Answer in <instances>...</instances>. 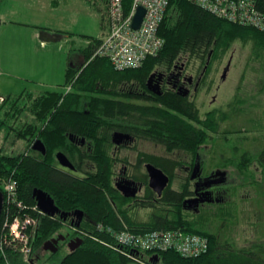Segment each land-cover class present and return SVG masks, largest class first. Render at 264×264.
Returning <instances> with one entry per match:
<instances>
[{
    "label": "trees",
    "instance_id": "obj_1",
    "mask_svg": "<svg viewBox=\"0 0 264 264\" xmlns=\"http://www.w3.org/2000/svg\"><path fill=\"white\" fill-rule=\"evenodd\" d=\"M133 1L124 0L128 14ZM256 5L264 13V0H257ZM159 35L165 43L158 55L148 57L139 68L123 71L115 70L108 58L96 55L102 39L82 36L89 43L81 48L83 63L76 68L68 66L66 70L62 86L71 87L68 92L54 90L4 96L0 106V189L3 190L2 180L14 179L18 182L19 198L28 205L37 204L33 192L38 188L50 195L62 211L84 210L88 217L81 229L88 235L80 234L82 243L74 251L63 245L55 253L45 251L44 244L58 236L64 226L62 221L43 215L30 258L26 260L22 253L8 248L0 250V264L138 263L102 243L115 245L107 234L97 231L100 223L116 229L127 225L142 232L182 229L208 240L207 251L196 257H183L175 251L140 253L148 264H264V243L233 250L210 228L209 222L185 209V198L192 194V182L185 175L178 178L177 172L185 170L188 158L173 157L182 152L192 162L201 158V165L206 169L208 158L218 152L222 159L218 157L220 165L206 170L222 169L228 174L232 168L246 177L256 172L261 174L260 178L249 180L257 186L260 184L259 188L264 186V138L249 136L246 131L242 95H236L226 106L215 105L207 113L198 100L202 89L193 100L177 92L158 95L150 104L134 105L130 100L136 90L133 85L145 88L154 71L171 70L182 62L196 75L204 71L205 76H217L236 43L253 42L255 47L264 50V33L217 17L190 0H169ZM211 84L203 85L206 86L203 91H209ZM86 109L92 111V116L74 112ZM117 120L122 126L118 129L135 131L165 151L164 156L153 157L155 164L170 176V183L161 200L148 206L153 211L146 219L136 213L134 216L126 213L123 204L113 207L107 195L109 189H102L99 184V161L103 154L99 145L100 128L112 127ZM133 125L137 127L132 128ZM70 133L92 139L89 158L96 166V173L91 174L90 183L78 181L54 166L58 150L70 151L75 158L81 156L80 150H74L78 146L68 138ZM38 140L46 146L44 156L33 149ZM20 142L24 146L17 154ZM224 184L218 198L228 202ZM17 212L14 206L5 212L0 220V232ZM3 245L8 244L5 241ZM154 255H158V262L150 261Z\"/></svg>",
    "mask_w": 264,
    "mask_h": 264
},
{
    "label": "flooded vegetation",
    "instance_id": "obj_2",
    "mask_svg": "<svg viewBox=\"0 0 264 264\" xmlns=\"http://www.w3.org/2000/svg\"><path fill=\"white\" fill-rule=\"evenodd\" d=\"M227 66L228 65L222 67V80L226 77H224V71L227 69ZM195 67H193V71H196ZM214 81L215 78L205 76L204 71L200 72L198 75L192 73L189 66L185 62H182L180 64H175L171 70L158 69L154 71L150 79L147 81L145 88L133 85V88L136 90L134 92V96L131 97L130 100L134 105L150 104L151 101H153V98L158 95L163 96L165 93L171 95L175 92L184 98L186 97L193 100L195 95L198 94L199 89H202V91L204 90L206 86L203 85L210 83L214 84ZM202 91L198 95L199 101L201 95L204 93V91ZM215 100L216 97L214 96L208 109L214 108L216 105ZM216 106L218 107V105ZM208 109H205L204 111L207 113L209 111ZM74 112L92 116V111L89 109L75 110ZM120 127L122 126L118 125L117 120L112 127L100 128L101 132L99 133V145L103 154L99 161L101 164L99 165V169L101 170L99 172V184L102 186V189H109L107 195L110 202L113 204V207H120V204H123L124 206L122 207H126V213L130 215L133 214V216L136 213L140 218L146 219L153 211V207L148 206L152 205L154 202L158 203L167 188H165L161 195L153 190L151 187V176L148 166L153 165L163 170L155 164L153 155L162 157L164 156L165 151L161 146L163 148V152H152L150 147L151 144L154 143L141 137L135 131L126 132L118 129ZM136 127L137 125L132 126V128ZM120 134H123L122 138L116 136ZM68 138L71 143L78 146V148H75L74 150H80L81 156H76L75 158L70 151L67 153L58 150L55 153V161L53 162L54 166L59 171L73 176L78 181H86L90 183L89 178L91 177V174L96 173V166L89 158L91 155V147L93 145L92 139L89 138L88 135L78 136L73 133L68 134ZM35 151L43 154L38 150ZM59 152H63L67 156L73 168L64 166L60 163L57 156ZM175 154L176 155L173 157H179L181 159L188 158V165L184 166V171L178 170L177 177L181 178L185 175L191 179L193 187L192 194L186 197L185 200L192 199L196 200V202H194L191 206L185 207V209L193 213H198L208 204L213 203L214 201L216 202L218 197L221 195L222 185L228 181V174L222 169H204L201 165L202 159L199 157L198 160L192 162L191 157L186 156L184 153L182 154V152ZM44 155L45 154H43V156ZM222 172H225V174L217 175V173ZM178 178L175 180H178ZM153 194L155 197H153ZM55 205L60 207L56 204V202ZM193 205L194 207H192ZM76 210H81L82 214L75 215L74 212ZM76 210H74L73 213L69 212L71 214L66 219L61 218L59 215H55L53 217L50 216L53 219L62 221L64 226L62 232L58 236L52 237L51 239L53 240L57 239L59 236H64V239H61L58 242V250L63 245L66 246L69 251H72L69 247L70 242L73 239L82 238L80 233L75 231L74 228H77L78 231H84L81 229V225L88 215L82 209Z\"/></svg>",
    "mask_w": 264,
    "mask_h": 264
},
{
    "label": "rangeland",
    "instance_id": "obj_3",
    "mask_svg": "<svg viewBox=\"0 0 264 264\" xmlns=\"http://www.w3.org/2000/svg\"><path fill=\"white\" fill-rule=\"evenodd\" d=\"M6 2L4 1L3 6ZM14 13L22 14L20 11ZM14 13L11 14L14 15ZM0 22H2L0 28L3 27L0 30V62L4 58V61L9 65L6 72L13 74L11 76L6 73L0 79L1 94L4 96L10 93L25 92L40 94L54 90H64L65 92L67 90L68 92V88L71 89V87L65 88L62 86L68 68L67 62H64L63 67H60V65L54 69L48 67L51 72H47L48 69L44 68L38 69V72L32 73L33 76L27 75V69L17 68L14 59H12L13 55L10 53L19 49L21 46L19 42L23 43L24 32L28 33V31L19 28L20 26L23 27L22 20L15 16L12 17L6 14L2 17L0 12ZM67 23H70V21ZM90 24L89 27H91ZM87 45V43L82 44L81 47L84 48ZM259 47H255L253 42L245 45L242 42L236 43L226 57L224 64H222L221 70L214 77L215 83L211 84L209 91L201 95L199 103L202 109L205 110L210 107L214 96L216 97V105L226 106L236 95H242L244 98L242 106L246 114L244 127L249 136H258L262 139L264 138V50ZM64 52L68 54V58L71 56L67 47ZM228 61L230 62V69L225 79L222 80V67L228 65ZM227 62L228 64H226ZM239 86L241 90L238 89ZM2 98L4 100V97ZM2 102L0 97V106ZM23 146L24 144L20 142L18 148H16L17 154L23 150ZM150 148L155 153L163 152V148L155 144H151ZM202 157L206 158L205 152ZM218 157L220 158L218 152L214 153L212 157L210 156L207 168L219 166ZM212 158H215V160L213 161ZM220 161H222L221 158ZM252 174L250 177H256L257 180L261 175L256 174V172ZM250 177L242 176V174L231 168L228 172L227 184H224V188L229 195V201L223 202V199L218 198L217 202L214 201L198 213H194L197 218L209 222L210 228L218 232L224 243L230 244L233 250H239L252 244L264 243V186L259 188L260 184L257 186L252 183L249 180ZM219 207L224 208L220 209ZM132 264L139 263L134 262Z\"/></svg>",
    "mask_w": 264,
    "mask_h": 264
},
{
    "label": "built area",
    "instance_id": "obj_4",
    "mask_svg": "<svg viewBox=\"0 0 264 264\" xmlns=\"http://www.w3.org/2000/svg\"><path fill=\"white\" fill-rule=\"evenodd\" d=\"M109 10V32L102 38L96 55L106 57L115 70L139 68L150 56H156L164 46L159 29L164 20L169 0H134L130 13L125 11L124 0H107ZM202 9L232 23L251 26L264 33V13L258 9L257 0H190ZM139 6L146 9L139 29H134L133 17ZM70 90V88H68ZM3 101V98L1 97ZM4 208H17L9 223L0 232V250L13 249L22 253L26 260L33 253V245L43 215L38 204L28 205L19 198L18 182L14 179L2 180ZM75 231L88 235L85 231ZM97 231L107 234L115 245L102 243L118 250L139 264H148L140 253L175 251L183 257H196L207 251L208 240L204 236L188 233L182 229L135 231L127 225L116 229L100 223ZM93 237V236H92ZM4 241L2 243V239ZM5 241L8 245L5 244ZM2 243V244H1Z\"/></svg>",
    "mask_w": 264,
    "mask_h": 264
},
{
    "label": "crops",
    "instance_id": "obj_5",
    "mask_svg": "<svg viewBox=\"0 0 264 264\" xmlns=\"http://www.w3.org/2000/svg\"><path fill=\"white\" fill-rule=\"evenodd\" d=\"M4 1H7L5 6ZM19 11L22 14L14 13ZM0 12L2 17L7 14L20 18L23 27L19 28L28 31L24 32L19 49L10 54L15 66L27 69L29 76L41 68L63 67L64 62L71 67H79L84 60L81 46L89 43L82 36L102 39L110 29L107 0H0ZM66 47L71 54L69 58L64 52ZM8 66L4 58L1 59L0 79L6 73L13 76L6 72ZM47 72L51 71L48 69ZM1 93L0 97H4Z\"/></svg>",
    "mask_w": 264,
    "mask_h": 264
},
{
    "label": "water",
    "instance_id": "obj_6",
    "mask_svg": "<svg viewBox=\"0 0 264 264\" xmlns=\"http://www.w3.org/2000/svg\"><path fill=\"white\" fill-rule=\"evenodd\" d=\"M145 13H146V9L143 6H139L133 17L132 26L134 29L140 28L144 20ZM229 68H230V62L227 66V69L224 71V77L226 76V73ZM116 136L122 138L123 134L116 135ZM33 149L38 150L42 152L43 154H46V146L41 140H38L35 142V144L33 145ZM57 156L62 165L73 168L71 162L69 161V159L63 152H59ZM148 169H149L150 176H151V187L153 188L154 191H156L158 194L161 195L162 192L165 190V188L169 185L170 177L163 170L153 165H149ZM223 174H225V172L217 173V175H223ZM33 197L36 200L40 209L48 216L53 217L55 215H59L61 218L66 219L71 214L69 212H62L59 209V207L55 205L53 198L50 195H48L45 191H43L42 189L35 188L33 192ZM194 202H196V200L187 199L184 201V206L185 207L191 206ZM3 206H4V193L0 189V219H1L3 208H4ZM192 207H194V205ZM74 214L81 215L82 211L76 210ZM61 239H64V236H59L57 239L47 241L44 244V247H43L44 250L50 251L52 253L57 252L58 251L57 245H58L59 240ZM81 243H82V239L76 238L70 242L69 247L72 251H74L76 248H78L81 245ZM158 260H159L158 255H154L150 257L151 262H155V261L158 262Z\"/></svg>",
    "mask_w": 264,
    "mask_h": 264
},
{
    "label": "bare ground",
    "instance_id": "obj_7",
    "mask_svg": "<svg viewBox=\"0 0 264 264\" xmlns=\"http://www.w3.org/2000/svg\"><path fill=\"white\" fill-rule=\"evenodd\" d=\"M40 208V207H39ZM41 210V209H40ZM148 232V231H147ZM197 235H199V234H197ZM202 236V235H201ZM205 237V236H204ZM206 238V237H205Z\"/></svg>",
    "mask_w": 264,
    "mask_h": 264
}]
</instances>
